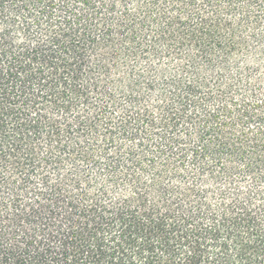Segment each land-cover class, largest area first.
<instances>
[{"label":"trees","instance_id":"1","mask_svg":"<svg viewBox=\"0 0 264 264\" xmlns=\"http://www.w3.org/2000/svg\"><path fill=\"white\" fill-rule=\"evenodd\" d=\"M0 264H264V0H0Z\"/></svg>","mask_w":264,"mask_h":264}]
</instances>
